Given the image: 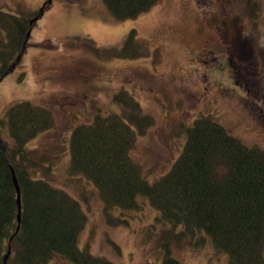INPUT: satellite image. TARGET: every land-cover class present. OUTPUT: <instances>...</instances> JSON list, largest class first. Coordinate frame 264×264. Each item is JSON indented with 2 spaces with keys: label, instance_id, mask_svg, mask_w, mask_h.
Here are the masks:
<instances>
[{
  "label": "rangeland",
  "instance_id": "1",
  "mask_svg": "<svg viewBox=\"0 0 264 264\" xmlns=\"http://www.w3.org/2000/svg\"><path fill=\"white\" fill-rule=\"evenodd\" d=\"M45 1L0 0V10H39ZM131 30L141 54L115 56ZM5 40L0 27V46ZM24 50L19 66L0 81V120L23 100L55 114V129L40 132L27 148L49 156L52 175L44 177L80 201L86 223L76 245L114 264H160L165 244L181 264H226L228 255L204 233L163 235L171 225L156 220L160 213L145 196L137 197V209L112 207L110 220L94 185L67 176L69 138L95 113L121 114L114 96L125 91L154 118L129 151L149 182L171 168L200 114L264 149V0H159L124 21L103 0H51ZM0 131L9 140L2 124ZM64 144L62 158L57 151ZM182 229L176 225L173 233ZM52 257L47 264H73L61 254Z\"/></svg>",
  "mask_w": 264,
  "mask_h": 264
},
{
  "label": "trees",
  "instance_id": "2",
  "mask_svg": "<svg viewBox=\"0 0 264 264\" xmlns=\"http://www.w3.org/2000/svg\"><path fill=\"white\" fill-rule=\"evenodd\" d=\"M158 1L103 0L109 13L123 21L137 17ZM48 7L46 4L44 10ZM37 13L38 9L21 6L15 13L0 10V27L6 36L0 46V75L20 52L29 22ZM115 54H141L134 30ZM114 98L123 107L121 114L95 113L90 123L72 129L67 176L84 177L87 185V181L94 185L109 219L112 207L139 208L137 197L142 195L160 213L156 220L171 225L163 235L204 233L215 249L228 255L226 264H264V149L246 145L211 116L200 114L186 129L183 150L171 168L149 182L130 159L129 151L137 135L145 134L154 124V118L127 92H118ZM0 124L9 137L6 140L0 131L5 148L0 142V264L8 249L5 264H47L56 253L73 264H114L93 255L88 247L76 245L86 223L80 201L45 178L52 175L50 164L45 165L50 157L40 148H27L40 132L55 129V114L53 118L48 109L23 100L7 107ZM60 150L57 154L63 158L65 144ZM12 171L22 207L18 229ZM179 224L182 231L173 233ZM160 262L181 264L167 244Z\"/></svg>",
  "mask_w": 264,
  "mask_h": 264
},
{
  "label": "water",
  "instance_id": "3",
  "mask_svg": "<svg viewBox=\"0 0 264 264\" xmlns=\"http://www.w3.org/2000/svg\"><path fill=\"white\" fill-rule=\"evenodd\" d=\"M50 2H51V0H46L43 3L42 7H40V9L38 10V15H36L34 18H32L31 21L29 22L30 27H29V29H28V31L25 34V37L23 39V42H22V45H21V50L18 53V55L15 58V60H13V62L9 65V67L5 71H3L2 75L0 76V81H2L3 77H5L10 72H12L15 69L16 65L19 63V61H21L22 55H23V53L25 51L24 49L26 48V44H27L28 39L30 37V32H31V28L33 27V22H36L43 15L44 6L46 4H49ZM0 142H1L2 146H3V149L5 150L1 138H0ZM12 176H13V181H14V185H15V188H16V194H17L16 195V203H17L18 207H17L16 219H17V224H18L17 225V229H18L19 225H20V221H21V217L20 216H21V211H22L21 198L19 196L20 195V189H19L18 182H17V179H16L15 174H14L13 171H12ZM9 252H10V249L7 250V253L5 254V256L3 258L4 259L3 264L6 263V259H7L8 255H9Z\"/></svg>",
  "mask_w": 264,
  "mask_h": 264
}]
</instances>
